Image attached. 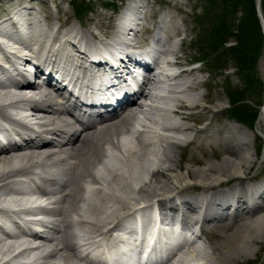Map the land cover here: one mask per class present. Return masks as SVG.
I'll use <instances>...</instances> for the list:
<instances>
[{"label": "bare ground", "instance_id": "obj_1", "mask_svg": "<svg viewBox=\"0 0 264 264\" xmlns=\"http://www.w3.org/2000/svg\"><path fill=\"white\" fill-rule=\"evenodd\" d=\"M144 1L138 0V4L134 1L139 19L147 11ZM4 3L0 5V24L9 21V12H13L20 0H5ZM33 6L29 3L33 12L30 17L26 16L31 21L27 22L25 17L22 19L20 13L16 15L22 20V26L28 29L27 38L36 45L25 54L28 56L25 64L32 65V58L38 57L37 67L47 77L46 82L54 80L53 75H58L55 66H59L66 79L73 78L74 84L85 80L83 76H75L76 72L92 70L94 62L97 70L111 68L110 59L123 46L128 29L124 24L123 32L112 27L111 34L106 36L109 38L106 47L92 43L86 36V28L75 30L73 26L65 29L63 35L66 38L60 41L58 31L52 36L49 31L59 29L63 24L53 25L43 8ZM130 9L135 22L137 13L134 7ZM41 13L44 14V23L40 20ZM11 28L15 25L11 24ZM167 32L168 39L171 35H178V27L173 24ZM90 34L95 41L103 40L94 28ZM134 35L136 39L137 33ZM168 39L161 43L164 48L160 54L170 52L175 58L171 67L178 69L184 60L179 55L181 49L173 47ZM54 43L60 46L54 47ZM11 44L19 43L12 35L0 32V50L1 45L10 47ZM79 44L84 45L83 51L77 48ZM14 50L20 55V48ZM137 56L140 60V54L133 55L134 58ZM0 59L7 61L2 53ZM123 64L117 61L115 67L121 68ZM12 70L18 73L15 67ZM198 70L181 71L170 78L176 82L162 87V90L159 87L162 95L152 94L151 88L157 79L153 73L149 74L133 101L128 102L133 97L116 96L109 107L112 113L81 130L71 126L65 107L58 106L68 99L48 83L38 87L36 99L28 102L24 94L16 90L25 88L24 93L32 96L35 92L29 88L35 87L34 83L27 80L13 87L0 81V131L3 133L0 135V230L7 233L17 230L5 234L8 240L0 238V264H76L84 260L76 252L80 243L94 250L93 245L100 247L104 244L103 239H110L112 247H115L116 232L126 229L132 232L133 226L138 225L143 216L144 223L148 220L151 211L148 200L151 198L157 199L167 217L173 211L179 212L178 218L182 223L191 219V212L203 207L202 225L216 227L215 232L206 236L207 240L212 242L222 235V239L207 246L208 253L188 246L187 251L180 250L181 253H176L164 264H250V256H258L264 245V175L259 178L250 175L254 159L248 150L247 131L239 125L225 122L220 115L216 116L223 108L210 102L218 101L219 95L198 91L205 82L193 77ZM171 91L180 95L174 96ZM202 101L205 102L202 106L204 112L198 117L180 110H195ZM25 103L31 110L35 108L26 117L31 121L27 120L28 125L22 122L16 127L11 123L12 111ZM116 108L122 110L115 112ZM139 115L142 119L136 121L138 130L131 128L130 124L138 120ZM173 115L178 118L173 119ZM4 120L9 124H4ZM187 121H193V124ZM30 125H35L39 131L28 127ZM194 127L205 135H192ZM237 133L242 140L232 144L239 138ZM41 134L62 136L63 140H45L40 146L34 145L33 140H38L36 136ZM188 145L198 147L202 156L194 151L184 156L190 164L185 166L184 177L174 171L182 168L181 159H176L175 152ZM59 176L64 177L61 183L56 181ZM184 182L187 189L183 188L185 185L181 186ZM182 194L183 197L175 201ZM33 195L46 196L45 205L37 204L31 198ZM260 197L263 203L259 205L254 199ZM202 199L205 204L201 203ZM140 201L145 204L137 208L141 214L136 215L131 210ZM33 210L42 214L38 219L52 220L51 224H42L48 230L45 237L35 233H29L31 237L24 234L30 222L22 216ZM182 243L178 241L176 244ZM198 258H202L204 263L193 261ZM259 264H264V259Z\"/></svg>", "mask_w": 264, "mask_h": 264}, {"label": "rangeland", "instance_id": "obj_2", "mask_svg": "<svg viewBox=\"0 0 264 264\" xmlns=\"http://www.w3.org/2000/svg\"><path fill=\"white\" fill-rule=\"evenodd\" d=\"M129 1L76 0L75 4L84 10L79 14L74 10V5H71L70 0H20V4L26 2L40 6L45 11V15H50V22L55 26L65 23V27L73 26L75 30L86 28V36L93 42L90 31L94 28L100 32L101 38L106 39V36L111 34L113 21L118 12L114 11L118 6L120 8ZM4 2L5 0H0V5ZM233 2L234 0H145L147 12L144 15V21L146 27L150 28L151 23L154 22L159 13L163 14L165 10L170 13L173 22L178 27V44L170 43V38L168 43L173 47H180L179 55L184 58L183 67L186 65L200 66V72H197L193 77L205 81L204 86L198 89L199 92L219 95L218 101L210 102L211 105L219 104L223 108L221 113L216 116L220 115L223 119L225 118V122L239 125L247 131V140L250 143L248 150L250 157L254 159L250 175L259 178L264 175V33L260 26L262 42L259 43V36L256 41V36L253 35V30L250 27L247 35L249 43L246 46L252 49L250 53L237 55L232 52L229 47L235 43L234 37L223 44L226 38L233 36V33L231 34L232 22L241 15L240 11L235 10L236 6ZM254 3L255 9L258 7L260 10L261 0H254ZM85 10L91 11L85 12ZM41 14L42 17L40 18H43L44 23V14ZM190 77L191 75L188 79ZM204 103L202 101L199 108L185 110V112H192L195 117H198L204 112L202 109ZM187 122L193 124V121ZM194 123L196 124V122ZM197 129V127L193 128L192 135L202 136L204 133H199ZM239 135L240 133H237L236 137L239 138L235 139L232 144L242 140ZM132 138L134 144L138 146L136 139ZM192 151L198 156H202V151L198 147H191V145L176 149V159H181L182 168L180 170L174 169L175 173L179 172L184 177L186 176L184 169L190 164L185 158ZM188 183L193 182L188 181ZM185 184L187 183L184 182L181 186ZM183 188L187 189L186 185ZM132 193L135 194V192ZM179 197H183V194ZM218 239H222V235L213 239L212 242L216 243ZM212 242L202 241L204 246L201 251L208 253L209 248L207 246ZM257 248L258 246H256ZM258 252V256H250V264H259L260 260L262 263L264 245ZM193 261L204 263L202 258Z\"/></svg>", "mask_w": 264, "mask_h": 264}, {"label": "trees", "instance_id": "obj_3", "mask_svg": "<svg viewBox=\"0 0 264 264\" xmlns=\"http://www.w3.org/2000/svg\"><path fill=\"white\" fill-rule=\"evenodd\" d=\"M76 0H70L71 5H74V10L79 14L80 12H84V10L75 4ZM234 6H236L237 11H240L241 15L236 18L232 23V31L231 34L233 36L226 38L223 42L226 43L230 40V38L234 37L235 43L229 47V49L235 54H246L252 51L251 48H247L248 45V32L250 27L252 28L253 35L256 36V41L259 36V43L262 42V34L260 32V25L258 22V17L256 14L255 3L254 0H234ZM261 14L264 20V0H261L260 4ZM89 10H85L88 12ZM251 22V24H250ZM253 26V27H252ZM251 49V50H250ZM254 49V48H253ZM237 114V113H236Z\"/></svg>", "mask_w": 264, "mask_h": 264}, {"label": "water", "instance_id": "obj_4", "mask_svg": "<svg viewBox=\"0 0 264 264\" xmlns=\"http://www.w3.org/2000/svg\"><path fill=\"white\" fill-rule=\"evenodd\" d=\"M32 5V4H31ZM25 6V7H24ZM34 7V6H33ZM23 10H27L28 11V17H30V14H32V10L29 8V4L28 3H26V4H18V5H16L15 7H14V9H13V12H9V17L11 16V15H15V16H17L16 15V13H20V15H21V12H19V11H23ZM14 11H16V12H14ZM25 12V11H24ZM258 15H259V18H260V23H261V25H262V28H263V30H264V22H263V19H262V16H261V14H260V11L258 12ZM117 16H118V13H117ZM118 18V17H117ZM40 20L43 22V18H40ZM28 21H31V20H29L28 19ZM10 22V19H9V21L7 22V23H9ZM3 23H6V22H3ZM113 23H115V20L113 21ZM2 24V23H1ZM0 24V25H1ZM1 32V31H0ZM64 32H65V30H64ZM63 32V33H64ZM97 41H93L92 43H96ZM150 200H157L156 198H151ZM150 200H148V201H150ZM143 202V201H142Z\"/></svg>", "mask_w": 264, "mask_h": 264}]
</instances>
